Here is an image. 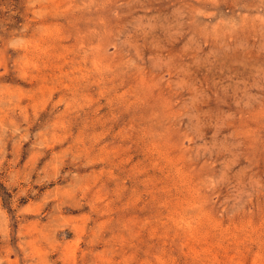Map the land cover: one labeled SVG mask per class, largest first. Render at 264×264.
I'll list each match as a JSON object with an SVG mask.
<instances>
[{
	"label": "rangeland",
	"instance_id": "374dc122",
	"mask_svg": "<svg viewBox=\"0 0 264 264\" xmlns=\"http://www.w3.org/2000/svg\"><path fill=\"white\" fill-rule=\"evenodd\" d=\"M0 264H264V0H0Z\"/></svg>",
	"mask_w": 264,
	"mask_h": 264
}]
</instances>
